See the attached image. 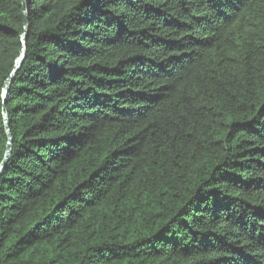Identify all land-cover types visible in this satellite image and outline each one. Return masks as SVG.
Masks as SVG:
<instances>
[{
	"label": "trees",
	"instance_id": "1",
	"mask_svg": "<svg viewBox=\"0 0 264 264\" xmlns=\"http://www.w3.org/2000/svg\"><path fill=\"white\" fill-rule=\"evenodd\" d=\"M3 110L0 264H264V0H0Z\"/></svg>",
	"mask_w": 264,
	"mask_h": 264
},
{
	"label": "water",
	"instance_id": "2",
	"mask_svg": "<svg viewBox=\"0 0 264 264\" xmlns=\"http://www.w3.org/2000/svg\"><path fill=\"white\" fill-rule=\"evenodd\" d=\"M25 25H26V27H27V25H28V21H27V20H25ZM25 38H26V36L24 35V36L22 37V43H23V44H24V42H25ZM23 59H24V51L22 50L21 55H20V57L17 59L16 64H15V67H14L13 71L11 72L10 77L6 80V82H5V84H4V90H3L4 94H5L6 91H7V88H8V85H9L10 80H11L12 77L16 74V72L19 70V68H20V66H21V64H22V62H23ZM3 112H4V120H5L6 131H7V133H8V137H9V143H8V146H7V150H6V153H5L4 159H3L2 163L0 164V173H1L2 170L4 169V167H5V165H6V162H7V160L9 159V155H10V144H11V140H12V138H11V133H10L9 128H8L7 114H6V111H5V110H3Z\"/></svg>",
	"mask_w": 264,
	"mask_h": 264
}]
</instances>
